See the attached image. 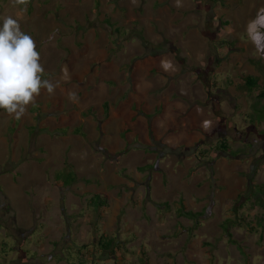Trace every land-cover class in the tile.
<instances>
[{
    "label": "rangeland",
    "instance_id": "1",
    "mask_svg": "<svg viewBox=\"0 0 264 264\" xmlns=\"http://www.w3.org/2000/svg\"><path fill=\"white\" fill-rule=\"evenodd\" d=\"M209 2L212 5L214 0ZM196 4L199 11L204 9L200 0H196ZM70 6H54L52 0H30L25 8L23 5H14L12 0H0V25L3 17L8 15L19 19L22 31L30 34L35 40L44 72L50 74L49 80L52 82L60 75L70 78L69 82H75L79 85L78 88L87 83L93 84L95 80L100 83L103 76L102 67L106 72L105 66L109 65L103 63L108 56V67L116 71L120 64L128 62L121 54L122 51L128 47L134 52L140 50L136 43L125 41L128 35L132 36L129 41L138 37L133 31L138 30L137 24L132 23L134 28L131 25L117 28L115 31L118 34L114 31L115 27L109 28L102 22L101 11L93 13L86 20ZM209 10L204 14L197 12L201 22L210 19L212 12ZM136 15L137 13L134 14L135 17ZM58 20L63 23L61 27L55 26ZM222 21L217 20L218 25L209 33L207 53L211 54L213 51V54H208L205 61L207 71L201 74L206 92L205 100L213 108H217L218 104L222 105L226 114H232L235 119L233 122L239 126H246L244 122L248 118L246 122L252 123L254 129L261 128L260 130L264 131V96H260L264 91V75L260 76L259 82L254 85L240 81L236 89V79L241 77L234 75V71L240 59L230 58L236 53H244V50L247 56H251L252 50L255 49L251 43H248L247 49L239 46L234 32L237 27L232 26L228 29L231 30L229 33ZM68 25L71 37L65 40L64 33H61L64 26ZM103 30L114 31L115 34L112 40L116 41L112 45L109 44L111 52L108 54L106 49L109 42L101 35ZM145 31H148V26ZM243 32V28H239L241 39L247 42ZM94 34H97L96 39H92ZM143 46L147 50L145 55L152 53L157 47L149 43ZM158 47L160 48V45ZM171 48L173 49V46ZM202 53L205 54L206 51ZM257 54L264 59V54ZM208 63L215 65L213 74L208 69ZM244 76L254 75L245 72ZM43 78L48 79V75ZM243 88H249L250 91L243 94ZM235 89L240 91V94L236 93ZM98 92L101 93L97 87L90 95H86V100L91 102L94 111L100 112L101 115L97 116L95 113L97 121L87 123L83 130L86 132L85 142L93 143L92 146L104 162L95 160L93 168L86 172L83 182L91 185L87 191L88 198L83 197L82 190L77 192L81 185L78 178L75 180L77 173L69 165L70 150L68 153L67 150L65 153L62 151L61 158L58 159V155L51 158L48 152L45 153L41 148L36 149L39 145L44 149L50 148L46 143L51 138L47 136L54 131L52 127L47 128L49 124L45 105L40 106L38 102L33 105V111L39 120L35 125L28 127V132L22 130L20 125L15 131L20 137L29 138L30 148L26 149L25 158L14 163L9 161L7 155L0 154V223L6 228L0 227V264H264V231L260 235V220L264 218V134L259 133L257 136L255 129V133H250L248 137V132L247 136L240 139L232 125L228 135L222 136L227 139L232 149L248 152L245 156L240 153L239 158H252L246 172L247 182H240L237 187H228L240 190L238 200L231 205L233 211L223 212V215L229 213V217L236 220V224L230 229L232 237L229 238L221 227L227 216L216 220L188 217L178 219L176 213L184 193L188 197H195V202L191 201L195 207L203 205L202 198L197 197L192 189H188L184 184L193 182L198 176L211 178V161L223 155L215 149L221 138L219 133L214 131L205 138L202 148L208 150V153L201 155V143L195 141L189 145L187 141H183L182 138L191 136L193 130L191 126L182 128L178 124L181 118L178 117L180 121L177 120L167 133L176 137L173 144L156 139L152 131L149 132L151 142L143 140L141 133L126 135L123 130L127 124L112 122L111 126H99L107 118L102 116V104L105 100ZM71 93H75L78 98L80 96L77 90ZM233 104L244 109L247 106L245 114L235 110ZM3 114L4 111L0 110V131L3 130L0 135L6 131L8 122ZM56 114L59 117L60 112ZM69 114L65 116L67 124L80 125L74 122L73 115L76 114ZM88 119L90 118H85L86 121ZM16 121L14 119V123ZM72 129L69 130L70 133ZM98 131L104 139L109 140L100 143L96 139ZM59 133L55 132L53 136ZM17 146L24 149L26 144L22 146L19 142ZM152 147L156 148L154 153L157 160L152 161L153 158L150 157L147 160L153 162L152 166H158L156 173L169 182L163 188L160 187L161 189L158 187L155 195L161 198L165 196L172 210H169L170 206L167 208L162 206L164 204H159V207H162L159 212L155 211L150 219L137 202L140 196L146 194L139 190L142 188L139 182L147 181L145 177L139 178L141 174L138 165L143 163L145 157H142V152L139 155L138 150L151 153ZM1 151L5 150L0 146V153ZM40 155L48 160V164L44 162L45 164L41 165L43 168L37 166V172H41L38 174L39 179L33 180V176L28 174L27 182L20 180L17 182L19 187L13 185L10 177L17 176V173L11 169L18 165L21 167L23 162L31 161ZM108 161L109 166L106 165ZM237 175L245 176L239 172ZM79 178L81 179L80 176ZM230 181L232 180L223 179L224 184ZM56 182L63 183L64 186L61 187ZM170 184L175 186L173 190ZM221 189L223 188L219 187L217 192ZM206 195L209 198L210 194ZM219 203L221 201L217 202L218 205ZM192 220H199L206 226L186 231V228L194 224ZM105 242L111 243L110 250L113 252L109 253L100 245Z\"/></svg>",
    "mask_w": 264,
    "mask_h": 264
},
{
    "label": "crops",
    "instance_id": "2",
    "mask_svg": "<svg viewBox=\"0 0 264 264\" xmlns=\"http://www.w3.org/2000/svg\"><path fill=\"white\" fill-rule=\"evenodd\" d=\"M200 3L204 5V9L201 11H199L196 0H52L54 6H62L64 8L71 5L70 7L74 8L75 12L79 13L86 20H88L93 13H99V11H101L102 22L107 24L109 28L115 27L114 31L117 28L127 27L129 25L134 28L132 23L138 25V30L133 29L138 37L133 41H129L132 36L128 35V39H124L126 43H136L140 48L139 51L134 52L130 47H128V49L125 47L126 49L124 50L123 46L124 52L122 51L121 54L128 59L127 63L123 65L120 64L116 71L111 70L108 67L110 65L108 56L107 60L103 63L109 65L105 66L106 72L104 71V67H102L103 76L101 82L98 83L95 80V82H92L93 84L87 83L80 88H78L79 85L75 82L70 83V78H63L59 75L55 82L59 81L60 86L56 89L55 95L49 96L46 92L42 91L40 95L42 98H38L36 101L40 106L45 105V114L48 116L47 124H49L47 128L50 129L52 127L54 130L51 131V135L47 137L51 138V140H56H50L46 143V145L50 147L48 149H44V147L40 145L37 146L36 149L41 148L45 153L48 152L51 158L58 155V159L61 158L62 153H65L66 150L67 153L69 150L71 151V154L68 155L69 165L77 173L75 180L78 178V182L81 185L77 192L82 190L84 198H88L87 191L88 188L90 189L91 187L88 182H83L84 177H86V172L88 169L93 168L95 160L99 163L104 162V159L98 155V152L95 151V147L92 146L93 143L88 141L85 142L84 140L86 133L84 131V126L87 123L91 124L97 121V117L95 116L97 112L91 107L92 103L86 100V95H90L92 90L97 87L98 91H101V93L98 92V95H102L105 100L102 104V116L107 118L105 122H102L99 126L104 127L106 124L111 126L110 123L112 122L127 124L124 127L123 133H126V135L130 133L131 135L132 133H141L140 136H143V140L146 141L151 142L149 132L152 131L151 133L156 139H162L163 143L173 144L176 137L168 135L167 133L178 120L177 117L181 118V121L178 120L180 123H177L180 124L182 128L185 129L191 126L193 130L191 136L187 135L185 138H182L184 139L183 141H187L189 145L195 141H197L198 144L201 143L202 145H199L201 155L208 153V150L202 147H204L205 138L214 131H217L221 137L224 135L227 136L228 131L233 128V125L240 139L243 136H247L246 133L248 132V137L250 133H255L256 130L253 128L252 123L246 122L248 118L244 122L246 126H239L233 122L235 119L232 118V114H226L222 105L218 104L216 106L217 108H213L210 106L209 102H206V92L201 80V74H205V71H207L205 68L207 66L205 61L208 54H210L209 52L207 53V49L209 48L208 44L210 42L209 33L218 25L217 20H223L222 24H225L227 31L232 26L237 27L234 28L235 40H237L239 46L247 49L249 42H244L241 39L239 28H243V34L246 36L245 26L261 8H264V0H214L212 5L209 0H200ZM208 9L212 12L210 19L207 22H201L198 18V13L204 14ZM135 13H137L138 16L136 15L135 17ZM210 21H212V23H210ZM62 25L63 23L59 20L55 22V26L61 27ZM146 26H148V31H145ZM64 27L61 34L64 33L63 38L66 40L71 37V33L69 32V25ZM114 31L108 32L103 30L101 34L106 42H109L108 48L106 49L107 54L111 52L109 44L112 45L113 42L116 41L112 40V36L114 37L115 35ZM228 32L230 33L231 30ZM95 33L99 32L95 31ZM92 37V39H96L97 34H94ZM211 41H213V39ZM146 43L157 46L153 52L148 55L144 54L147 50H145L143 45ZM167 44L170 45L167 46ZM159 45L160 48L158 47ZM171 46H173V49ZM205 51L206 53L203 54L202 52ZM211 54H213V51ZM230 58L240 59L234 71V75L241 77L240 79H236V83L234 84L236 89L239 82L244 81L245 72L257 78L264 75V59L261 58L255 50H252L251 56H247L244 50V53H236L230 56ZM208 65H210L208 69H210V72L213 74L215 65L213 66L212 63H208ZM99 68L97 69L98 71L100 70ZM45 75H48L49 79L50 74L44 72L43 76ZM165 88L169 89L166 90ZM236 89L234 91L240 94V91ZM73 90H77L79 93L78 95L84 97L80 98L79 96L76 101L69 100L68 95L74 92ZM249 91V88L242 89L243 94ZM87 102L88 104H84ZM233 105L234 109L240 112V114H245L244 111L247 106H244V109L237 107L235 104ZM33 109V105H30L27 109V115L17 120L15 123L14 116H9L5 112L3 114L8 122L6 131L3 135H0V146L5 150L1 151L0 154L7 155L9 161L12 160L15 163L16 161L22 160L25 158L24 153L26 149L30 148L28 143L29 138L20 137L15 131L19 129L20 125L22 130L28 132V127L38 122L39 119H37ZM56 112H60L59 117ZM68 113H75L76 115H73L75 118L74 122L80 123V125L72 126V124H67L68 120L66 122L65 116ZM100 115V112H98L97 116ZM86 117L90 119L86 121ZM227 125H229L230 128H227ZM244 126L245 128H243ZM258 126L260 128L259 124ZM71 128L74 130L72 129L70 133L69 130ZM9 132H12V134ZM55 132L60 133L57 136H53ZM96 139L100 143L109 140L108 138L104 139L99 131L96 135ZM19 142L22 146L25 143L26 147L22 149V147L17 146ZM152 145L154 144H151V146ZM175 145L176 144H174V146ZM150 149V151H152L151 153L149 151L143 152L138 150L139 155L140 152H142V157H145L143 163L138 165V168L148 164H150V167L146 170L138 169L141 174L139 178L145 177L147 181L142 182L141 180V182H139L142 187L139 190L146 194L140 196L137 202L138 206H140L151 219L153 218L152 214L155 211L159 212V208L162 206L167 208L170 206V211L172 208L165 196L161 198L155 195L158 187L163 188V186L168 185L169 182H167L162 175L156 173L158 166H152V161L157 160V156L154 153L156 148L152 147ZM196 151H198V149ZM229 156L230 155L223 153V155L213 158L210 168L211 178L198 176L193 182L184 184L188 189H192L197 197L202 198L201 201L203 205L195 207L191 203V201L195 202V197H188L186 196L187 194L184 193V197H182L180 202L181 205L176 210L178 219L187 217L195 218L194 216L187 215L186 212L189 211H207L208 214H211L208 220H216L222 218V216H227L225 219L229 218V213L233 211L231 205L238 200L240 190H232L228 187L232 185L237 187L240 182L246 181V172L252 161V158H239L238 155L236 157ZM148 157L153 158V160L148 161ZM36 158L26 163L23 162L24 164L21 167L18 165L11 169L17 173V176L10 177L13 185L19 187L17 182L20 180L21 182H27L28 174L33 176V180L39 179L38 174L41 172H37V166L41 168V165L45 163L48 164V160L44 157L42 158L41 155ZM106 165L109 166L110 161H108ZM47 167L48 165L46 168ZM238 172L244 173L245 176L239 177L237 175ZM223 179L232 181L224 184ZM59 186L63 187L64 185L62 183ZM170 187L171 190L175 188L173 184H170ZM219 187L223 189L217 192ZM209 188H211V191H209ZM230 189L232 192L229 194ZM234 192L236 193L235 195ZM206 193L210 194L209 198ZM21 197L24 200L23 196ZM251 198H253V196ZM218 201H221L222 205L221 203L218 205ZM159 204L164 205H160L159 207ZM224 210L229 213L223 215L225 214L223 213ZM193 223L195 224L194 221ZM207 223L210 222L207 221ZM194 224H192V227ZM205 226L206 225L200 223L196 230ZM192 227L186 228V231H191ZM262 229H264V226ZM262 229L260 230V235L264 231Z\"/></svg>",
    "mask_w": 264,
    "mask_h": 264
},
{
    "label": "clouds",
    "instance_id": "3",
    "mask_svg": "<svg viewBox=\"0 0 264 264\" xmlns=\"http://www.w3.org/2000/svg\"><path fill=\"white\" fill-rule=\"evenodd\" d=\"M25 8L30 0H12ZM246 40L257 53L264 54V8H261L245 26ZM33 37L22 31L18 18L8 15L0 25V110L16 120L27 115L42 91L55 95L60 82L44 79V67ZM68 99L76 101L75 93Z\"/></svg>",
    "mask_w": 264,
    "mask_h": 264
},
{
    "label": "trees",
    "instance_id": "4",
    "mask_svg": "<svg viewBox=\"0 0 264 264\" xmlns=\"http://www.w3.org/2000/svg\"><path fill=\"white\" fill-rule=\"evenodd\" d=\"M30 9V7H28ZM244 81L246 84L248 85H254L256 83H258V78L257 77H252V76H248L245 77L244 76ZM260 96H264V91L260 94ZM257 130V128H255ZM259 133H263V130H257L256 134L258 136ZM253 147V145H252ZM216 150L221 151L222 153L226 154V155H230L232 157H236L237 155H239L240 153H242V155L247 154L248 152L245 150H234L232 149V147L229 146L228 141L226 138L221 137L219 139V142L216 144ZM150 167V164L142 166L139 168V170H146ZM187 215L189 216H194L195 218H201V219H209V215L207 211H203V212H194V211H189L186 212ZM201 223V221L197 220L195 221L194 226L191 228V231H194L198 228L199 224ZM234 224H236V220H234L233 218H227L225 219L222 223H221V227L224 230V234L225 236L231 238L232 237V232H231V227L234 226ZM260 226H264V218L262 220H260ZM0 227H3L4 229H6L1 223H0ZM10 235V234H9ZM3 245V242H2ZM101 246H103L104 249L108 250L109 253L113 252L112 250H110L111 247V243L110 242H105V243H100ZM111 251V252H110ZM70 264H79V263H70Z\"/></svg>",
    "mask_w": 264,
    "mask_h": 264
},
{
    "label": "flooded vegetation",
    "instance_id": "5",
    "mask_svg": "<svg viewBox=\"0 0 264 264\" xmlns=\"http://www.w3.org/2000/svg\"><path fill=\"white\" fill-rule=\"evenodd\" d=\"M226 127H227V128H230V126H229V125H227Z\"/></svg>",
    "mask_w": 264,
    "mask_h": 264
}]
</instances>
